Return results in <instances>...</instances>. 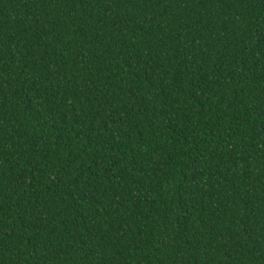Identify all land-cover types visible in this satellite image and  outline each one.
Here are the masks:
<instances>
[{
  "label": "trees",
  "instance_id": "trees-1",
  "mask_svg": "<svg viewBox=\"0 0 264 264\" xmlns=\"http://www.w3.org/2000/svg\"><path fill=\"white\" fill-rule=\"evenodd\" d=\"M0 264H264V0H0Z\"/></svg>",
  "mask_w": 264,
  "mask_h": 264
}]
</instances>
